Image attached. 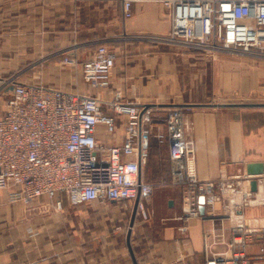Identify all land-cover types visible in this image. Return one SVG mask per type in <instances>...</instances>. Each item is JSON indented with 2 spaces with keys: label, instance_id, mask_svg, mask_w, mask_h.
I'll return each instance as SVG.
<instances>
[{
  "label": "crops",
  "instance_id": "1",
  "mask_svg": "<svg viewBox=\"0 0 264 264\" xmlns=\"http://www.w3.org/2000/svg\"><path fill=\"white\" fill-rule=\"evenodd\" d=\"M170 28V11L160 0L134 2L130 17L124 16L122 0H0V109L13 93V78L102 101L119 97L155 104L161 107L160 116L178 106L190 123L200 178L216 179L223 171L264 174L262 107L203 104L221 92L264 96V63L245 66L226 56L210 59L188 47L139 37L165 34ZM102 43L117 56L110 85L95 88L84 79L80 65L61 58L75 54L80 61L89 59ZM119 118L112 133L98 125L99 143L123 142ZM151 142L163 174L152 181L158 191L149 200L150 219L137 211L133 218V200L128 205L116 199L73 205L63 197L64 207L58 210L48 197L13 201L7 189H0V264H206L204 233L221 221L180 218L184 188L173 173L169 144L154 136ZM252 163H261L262 171H249ZM216 208L217 214L223 213L222 202ZM244 211L264 223V205ZM249 251L253 264H264L255 244Z\"/></svg>",
  "mask_w": 264,
  "mask_h": 264
},
{
  "label": "built area",
  "instance_id": "2",
  "mask_svg": "<svg viewBox=\"0 0 264 264\" xmlns=\"http://www.w3.org/2000/svg\"><path fill=\"white\" fill-rule=\"evenodd\" d=\"M136 1L143 0H122L125 17L132 16ZM160 1L170 11V30L139 37L163 46L188 47L210 59L224 53L264 59V0ZM116 56L102 43L89 59L65 54L61 61L80 65L92 87L104 88L110 85ZM12 80L13 93L0 109V189H7L11 200L30 203L45 196L58 210L64 207L63 197L73 205L98 199L128 205L133 200L141 218L148 220L156 183L144 178L143 168L154 136L168 142L173 173L184 188L180 218L221 221L204 233L206 264H253L249 251L253 244L264 258V223L244 211L264 205V174L223 171L216 179L200 178L195 141L183 108L169 107L160 116L161 107L151 103L119 97L102 101L76 91ZM119 117H123V142L99 143L98 125L112 133ZM202 197L206 213L200 210ZM218 202L222 214H217Z\"/></svg>",
  "mask_w": 264,
  "mask_h": 264
},
{
  "label": "rangeland",
  "instance_id": "3",
  "mask_svg": "<svg viewBox=\"0 0 264 264\" xmlns=\"http://www.w3.org/2000/svg\"><path fill=\"white\" fill-rule=\"evenodd\" d=\"M220 56H226L227 58L233 60H238L241 61L242 63H244V65L246 66L248 62H255L256 64H260V63H264V59H260V58H252V57H247V56H240V55H232V54H221ZM210 77V76H209ZM210 83V80H209ZM210 88V87H209ZM209 94H211V91L209 92ZM209 102H254V101H264V96H260V95H248V96H241V95H230L226 92H221V93H217L215 95H213L211 98L208 99ZM244 108V107H242ZM257 109V108H254ZM259 109V108H258ZM259 111H264V108H260ZM160 157V154L157 155H153V157L151 156V166L148 168L147 166L144 167L143 169V174L144 177L147 178H152V175L154 174L155 169L157 168L156 166V158ZM156 191H158L157 188L154 189L153 193H156ZM154 195V194H152ZM152 197V196H151Z\"/></svg>",
  "mask_w": 264,
  "mask_h": 264
},
{
  "label": "water",
  "instance_id": "4",
  "mask_svg": "<svg viewBox=\"0 0 264 264\" xmlns=\"http://www.w3.org/2000/svg\"><path fill=\"white\" fill-rule=\"evenodd\" d=\"M200 104V103H199ZM204 105L214 106V107H262L264 108V101H254V102H209L203 103ZM262 164L261 163H252L249 165V171L251 172H260L262 171ZM253 188H255V182H253ZM201 202H204V198H201ZM136 206L137 201L135 203V208L133 212V218L136 215ZM201 212H204V204L200 206Z\"/></svg>",
  "mask_w": 264,
  "mask_h": 264
},
{
  "label": "trees",
  "instance_id": "5",
  "mask_svg": "<svg viewBox=\"0 0 264 264\" xmlns=\"http://www.w3.org/2000/svg\"><path fill=\"white\" fill-rule=\"evenodd\" d=\"M159 142V141H158ZM157 142V143H158ZM160 143V142H159ZM152 145H153V143L151 142V140H150V145H149V154H148V159H147V162H146V164H145V167L147 166L148 168L151 166V163H150V161L149 160H151V156L153 157V152H152ZM156 146V145H155ZM165 163L166 162H163L161 165H164L165 166ZM163 166H160L159 167V170H158V168H156L155 169V171H154V174L152 175V178H145L146 180H148V181H153V180H156L157 178H159L160 176H162V174H163V168H162ZM162 170V171H161Z\"/></svg>",
  "mask_w": 264,
  "mask_h": 264
}]
</instances>
